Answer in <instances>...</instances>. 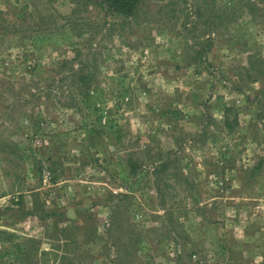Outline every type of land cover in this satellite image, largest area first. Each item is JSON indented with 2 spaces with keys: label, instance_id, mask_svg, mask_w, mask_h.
Wrapping results in <instances>:
<instances>
[{
  "label": "rangeland",
  "instance_id": "1",
  "mask_svg": "<svg viewBox=\"0 0 264 264\" xmlns=\"http://www.w3.org/2000/svg\"><path fill=\"white\" fill-rule=\"evenodd\" d=\"M254 1L0 0V264H264Z\"/></svg>",
  "mask_w": 264,
  "mask_h": 264
},
{
  "label": "trees",
  "instance_id": "2",
  "mask_svg": "<svg viewBox=\"0 0 264 264\" xmlns=\"http://www.w3.org/2000/svg\"><path fill=\"white\" fill-rule=\"evenodd\" d=\"M52 1V0H51ZM88 1V0H86ZM96 1L101 7L102 9H104V11L110 15L119 17L121 19H123L124 21L130 20L134 17H136L139 6L141 5V3L144 0H94ZM233 1V0H232ZM262 1V0H261ZM48 3V5L50 6V0H45L44 4L46 5ZM256 2L254 0H234L233 5L231 7H227V6H223L221 7V9H223V13H229L232 15V17L234 19H238L240 18L243 14H249V12L255 11L256 10ZM52 7H50L51 9ZM47 16L50 18L46 19L49 21V23H47L48 21H44L42 20L41 23L42 25L44 24V28L49 31L50 29L56 27L57 25V20H56V16L58 14V12H56L53 8L49 11V9H47ZM197 12L199 13V10H197ZM21 12H18V15ZM200 15H202L201 13H199ZM223 15H219L218 17L221 18ZM246 16V15H245ZM61 17V16H60ZM63 18V16L61 17ZM123 21V22H124ZM71 23L67 25H69V28H72L76 25H82V24H77V19H71L69 21ZM222 24V22H221ZM41 25V27H42ZM66 25V26H67ZM214 25L220 26V23H214ZM65 26V24H64ZM211 28V27H209ZM214 28V27H213ZM202 51H198V56H202ZM254 58H259V56H254ZM257 61L259 59H256ZM81 74V73H80ZM84 75H81L79 77L78 82L81 83L83 82V84L87 85V82H90V74L87 73H83ZM84 85V87H85ZM86 89H88V87H86ZM225 111L224 113L227 115L230 111V107H225L224 108ZM225 127L228 130H231L233 128V123L231 121H229L227 119V117H225L224 121H223ZM262 163V160L259 161V164L257 166H259ZM166 162H162L163 167L166 166ZM257 169V167L255 166L253 168V170ZM47 217V215L45 216Z\"/></svg>",
  "mask_w": 264,
  "mask_h": 264
},
{
  "label": "water",
  "instance_id": "3",
  "mask_svg": "<svg viewBox=\"0 0 264 264\" xmlns=\"http://www.w3.org/2000/svg\"><path fill=\"white\" fill-rule=\"evenodd\" d=\"M68 215H69V216H71V213H70V211H69Z\"/></svg>",
  "mask_w": 264,
  "mask_h": 264
}]
</instances>
